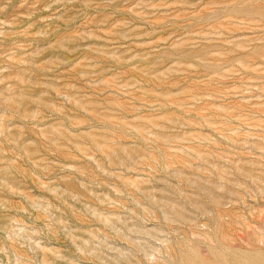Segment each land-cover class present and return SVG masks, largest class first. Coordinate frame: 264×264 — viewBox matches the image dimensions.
<instances>
[{"label": "rangeland", "instance_id": "1", "mask_svg": "<svg viewBox=\"0 0 264 264\" xmlns=\"http://www.w3.org/2000/svg\"><path fill=\"white\" fill-rule=\"evenodd\" d=\"M0 264H264V0H0Z\"/></svg>", "mask_w": 264, "mask_h": 264}]
</instances>
